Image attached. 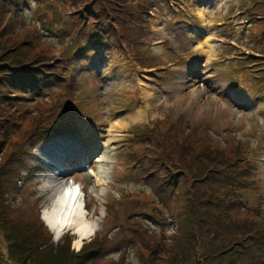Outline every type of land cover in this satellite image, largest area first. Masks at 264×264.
Segmentation results:
<instances>
[{
    "label": "rangeland",
    "instance_id": "rangeland-1",
    "mask_svg": "<svg viewBox=\"0 0 264 264\" xmlns=\"http://www.w3.org/2000/svg\"><path fill=\"white\" fill-rule=\"evenodd\" d=\"M86 1L77 2L87 5ZM257 1L152 0L142 15L143 45L137 51L130 47L133 56L145 58L138 63L132 56L126 59L131 54L118 59L106 48L84 58L83 63L78 60L92 50L86 53L84 49L71 57L74 50L68 47V37L57 31L63 26L57 25L67 20L70 10H76L72 1L65 5L60 0H29L20 6L12 27L7 31L0 28V62L19 66L23 73L18 74L20 79L27 78V70L38 67L36 71L44 79L57 69L52 61L47 63L48 56L58 62L62 59L64 66L70 57L75 60L74 66L66 71L77 79L75 87L68 90L61 81L53 80L45 90L50 91L46 97L26 91L10 105L5 104L4 97L6 86L11 85L0 80V216L5 219L0 217L4 221L2 224L0 219V264H22L18 255L14 257L20 253L13 247L19 250L18 245L23 246L26 240L25 264L42 263L34 252L35 243L58 242L59 246L66 243L75 253H96L95 264H185L183 255L189 250L191 238L187 229L195 223L188 224L185 218L183 225L179 214L199 220L204 210L193 199L197 182H184V175L189 173V162L195 154H199V161L206 160L201 152L204 149H213V153L219 150L223 158H228L221 161L225 160L230 176L219 188L229 183L232 189L234 172L240 171V166L246 170L253 166L250 186H242L238 195H228L229 212L242 223L248 210L256 208L260 222L248 216L247 223L256 229L264 224V91L257 82L262 80L261 62L252 58H261L264 53V43L256 42L260 30L264 33V23L257 21L263 12ZM19 18L31 31L17 25ZM40 20L52 27L53 33L41 29ZM28 31L35 33L34 41H38L32 48L25 40L30 39ZM196 34L210 40L211 53L208 48L197 50ZM63 105L68 110L59 119L56 112ZM120 121L122 129L112 130L111 125ZM41 122L40 126L52 127L54 122L58 126L56 130L43 127L42 135L35 133L27 139ZM65 127L73 131H63ZM147 131L151 134L144 135ZM62 141L72 144L76 151L67 164L60 162L63 180L66 183L71 177L79 185L86 216L97 223V231L80 248L74 247L77 234L70 230L53 243L52 234L40 219L41 202L50 199L61 185L60 173L41 158L49 154V146L54 148ZM239 142L250 148L244 149L247 156L241 159L242 165L234 156ZM107 146V170L101 176L99 159ZM183 150L187 152L183 154ZM23 152L27 164H17L13 170L11 160L19 159ZM171 153H175L174 160L168 157ZM34 164L41 171H36ZM10 171L22 178L8 197ZM167 171L179 180L175 190L166 186ZM239 194L242 199L243 195L248 197L243 206L232 199L242 200ZM156 208L159 215L153 214ZM216 231L207 240L203 235L198 248L204 249L190 257V264H215L213 247L219 244L229 248L217 238L220 231ZM236 238H241V232ZM90 241L100 247L94 249ZM168 244L169 250L164 251ZM261 259L264 264V257Z\"/></svg>",
    "mask_w": 264,
    "mask_h": 264
},
{
    "label": "trees",
    "instance_id": "trees-1",
    "mask_svg": "<svg viewBox=\"0 0 264 264\" xmlns=\"http://www.w3.org/2000/svg\"><path fill=\"white\" fill-rule=\"evenodd\" d=\"M29 0H0V28H4L5 31H7L16 19H14V15L19 13L20 6H23L28 3ZM38 1V0H37ZM61 3H64L65 5H71V1L75 4L76 10L74 11L70 10V13L68 14L67 20L62 23L60 22L59 25H62L63 28L60 26L58 28V32L62 33L64 36L68 37V47L74 50V52L71 54V57L73 55H77L78 53H82L84 49H87L86 53L87 55L83 56L78 62L83 63L84 58H90L91 55L94 54V52L101 50L102 48L108 49L109 53H114L115 56L123 57L125 54H131L132 49L134 51H137L138 48L142 47V43H140L141 40V33L143 32V25L145 21L142 18V15L146 13L147 9L151 6L152 0H87V5H78V0H60ZM255 4H257L259 9H262L263 12L259 15V18L257 21L261 20L264 23V0H259ZM73 7V5H72ZM85 7V9L83 8ZM51 8V7H50ZM74 8V7H73ZM8 9L10 11H8ZM80 9V11H78ZM10 14V18H8ZM43 14V13H42ZM75 15L76 18H72V16ZM17 20V25L21 28H26L29 31H31L32 28H29L25 26L24 21L19 18ZM36 20V16L34 14L33 21ZM3 22V24H2ZM41 22V20H40ZM59 23V22H58ZM41 29L48 33H53L52 27L51 29L48 26H45L43 22H41ZM261 28H264V25H262ZM29 38L25 37L26 43L29 47H33L35 43L38 44V41H34V34L29 33ZM36 31V30H32ZM264 32V31H262ZM25 33L24 36L27 34ZM36 34H40L39 30H37ZM141 35V36H140ZM257 43H264V33H260L258 37H256ZM67 40V39H66ZM32 42V43H31ZM130 47L132 49H130ZM261 50V49H259ZM133 51V52H134ZM108 53V52H107ZM136 61L138 63V60L141 59L140 56H133L132 54L129 56H126V59ZM49 59H47V63L51 64V61L53 64H56L54 71L50 72V74L47 78L42 79V74H38L36 70H39L38 67H34L30 70H27V78L20 79L18 74L21 73V68L19 66H16L15 63H12L11 65L7 64L6 62H0V71H4L2 77L0 80L4 82V84H10L11 88L6 86L7 88V95L4 97L5 104L10 105L12 102H14L17 95L21 93H41L42 97H46L49 92L45 93V90L49 88L50 83L53 82V80L61 81V86H66V90L74 88L75 87V77H72L70 73L66 71V68L68 70H71L74 66L73 62H75L72 58H67L66 61L68 64L65 66L63 64L62 59L57 58H51L48 56ZM252 58L256 61H260V65H262L259 69V71H262V80L257 81L258 85L262 88L264 91V53L263 57L259 58L256 56H252ZM153 64V63H150ZM5 66V67H3ZM8 66V67H7ZM26 68V67H25ZM63 68V71L60 73L61 69ZM10 70H12L10 72ZM9 95H15L10 97ZM67 107L65 105L62 106L61 109H59L56 114L63 117L67 111ZM54 120V119H53ZM42 122L39 125H36L34 131L29 135L27 139H32L36 134L40 133L42 135V131L45 130V128H55L57 129V124L54 122L53 126H40ZM45 127V128H43ZM46 129V130H47ZM144 129H147L146 127ZM73 131V129L70 128H64L63 131ZM78 130V128H77ZM62 131V132H63ZM154 131V130H150ZM150 131H147L144 135L151 134ZM46 137V136H45ZM48 137V136H47ZM27 143V142H26ZM34 143L32 142L31 148H34ZM180 146V145H179ZM185 146V145H184ZM27 149V148H25ZM244 149H247V151L250 150V148H244L242 143L239 142L234 147V156L239 159L240 165L243 164V161L241 159L245 158L247 156V153ZM28 150V154L29 149ZM213 149H204L201 152H204V154L207 156L206 160L199 161L200 156L199 154H195L189 162L191 165V169L187 170L189 173H185L184 175V182H188L191 180V184L193 181L197 182L196 187L194 188L195 191H193V199H195L197 204H201L200 206L203 207L202 210H204L203 217L199 213V220L191 219L190 216H186L185 213L179 214V218L181 219L183 225L185 218L188 221V224H190L192 221L195 223V225L187 229V234L191 237L189 239V250L188 252L183 255V263L190 264L189 260L190 257L193 255H197V250L199 249L202 251L204 248H198L199 245L202 244L203 241V235L204 240L209 237L211 233L216 231L215 233L220 231L219 234H217V238H222L227 245H229V248H222L219 244L218 246L213 247L215 248V252H213L211 255H215V264H254V260H257L258 264H261L262 257H264V224L260 223L258 226H260L257 229L254 227L249 226L247 223L248 216H254L259 222L261 219V216L259 213L257 214L254 209H249V214L247 215L246 221H243L242 223L239 222L237 219H233L230 214V202L228 200V195H238L240 191L242 190V186L249 187L250 183L253 181L252 177V171L253 166L250 165V170L244 169L242 166L241 170H236L234 172L236 181L232 182L231 187L229 186V183L223 184L220 188L218 187L223 179H226L230 176L228 173V167L225 165V160L221 161L223 158L219 150H216L213 153ZM187 151L183 150L182 153L185 154ZM212 152V153H209ZM24 152L21 153V157L19 159H12L11 168L14 170L15 165L19 164L22 165L23 163L27 164L26 160L22 159V156L24 157ZM170 157L169 159L174 160L175 153H171V155H168ZM185 157V156H183ZM221 164L223 167L221 168ZM36 171H41V168H39L38 165L32 166ZM11 177L8 179V193L7 196H11L14 192V186L16 182L21 179L22 177H17L14 172H11ZM167 175L171 178H167L166 182L168 187L175 190L179 184V180L177 179V176L173 173L166 172ZM199 174V175H198ZM190 176L191 178H189ZM224 176V178H223ZM188 177V179H187ZM233 177V174H232ZM17 179V180H16ZM195 185V184H194ZM219 191V194L217 193ZM223 193H222V192ZM225 193V194H224ZM234 197V196H233ZM244 199L241 198L240 194L238 198H241L242 200L234 199L232 198L235 203H237L240 206H243L245 204L244 202L248 201V197L246 195L244 196ZM232 200V201H233ZM242 201V202H241ZM247 209V207H246ZM155 212L154 215H159V209H154ZM3 218V216H0ZM0 218V219H1ZM4 219V218H3ZM2 220V224H4V221ZM253 221V220H252ZM137 224L139 222H136ZM251 225H255L254 223ZM183 229L180 228V231ZM203 230V231H202ZM144 230H142L143 232ZM183 231V230H182ZM241 232V238H236V233ZM249 232V233H248ZM203 233V234H202ZM137 238H139L138 233H134ZM9 236V234H7ZM196 236V238H195ZM217 239V241H219ZM207 240V239H206ZM135 241V237L131 238V242ZM25 242V241H24ZM93 241H90L91 244ZM28 243L29 241L26 240L25 243H23V246L18 245V249L14 246V250L17 251L20 254L14 255L17 259V255L19 256V262L22 264H25L26 261L24 260V251L28 249ZM88 243V244H89ZM66 244V243H65ZM60 245L59 242L57 244H51V243H35L34 245V252L36 255L41 257V264H95L96 263V253L87 252L85 255H82L80 253L73 252L69 245L65 246ZM122 244V243H121ZM231 244V245H230ZM93 248L100 247L99 243H92L91 244ZM170 248V245L168 244L167 247H165L164 251H168ZM86 252V251H85ZM83 252V254L85 253ZM257 253V254H255ZM207 255V254H203ZM241 255V260H239V256ZM232 263H228L229 261ZM48 261V262H47ZM94 261V262H93ZM19 264V263H18Z\"/></svg>",
    "mask_w": 264,
    "mask_h": 264
},
{
    "label": "clouds",
    "instance_id": "clouds-1",
    "mask_svg": "<svg viewBox=\"0 0 264 264\" xmlns=\"http://www.w3.org/2000/svg\"><path fill=\"white\" fill-rule=\"evenodd\" d=\"M46 202H41L40 219L52 234L53 243L63 236L66 230L80 234L88 225L78 215L79 185L69 177Z\"/></svg>",
    "mask_w": 264,
    "mask_h": 264
},
{
    "label": "bare ground",
    "instance_id": "bare-ground-1",
    "mask_svg": "<svg viewBox=\"0 0 264 264\" xmlns=\"http://www.w3.org/2000/svg\"><path fill=\"white\" fill-rule=\"evenodd\" d=\"M195 40H196V44H197V47H196L197 50H200L202 48H208L209 49L208 53H211V50H210L211 43H210V40L207 37H205V36H203L201 34H196L195 35ZM122 126H123L122 121H120L119 123L112 124L111 125V129L114 130V129L118 128V129L121 130ZM110 140L112 141L113 139H110ZM110 140L108 142H110ZM109 149H110L109 146H107L105 155H103L99 159L100 165L98 166V173L101 176H104V174L106 173V170H107L106 164L104 162L107 160L106 154L108 153ZM46 151H48V153H49L46 158L48 160H51V158H53L52 162H54L57 166H59V167L56 168V170H57V173H60L59 174V177H60L59 181H60V184H61L60 187H62L63 184L61 182L62 181L64 182V180H63V172L64 171L61 168L62 164H60V162L67 164L66 162L68 160L72 159V157L76 154V151H74V148L72 147V144H70L68 142H65V141H62V142L54 145V148H53L52 151H51V146H49V148ZM62 152H64V155L61 154ZM51 154H52V156H51ZM61 159H63V160H61ZM91 171H94L93 167L91 168ZM78 205L79 206H78L76 211H77L79 217L85 223H87L90 226L87 227L80 234H77V239L73 243L74 247H76V248H80L82 246V244H83V241L86 238H89L91 235H94V233L97 231V228H96L97 227L96 226L97 223L88 220V217L86 216V213H85L86 211H85V208H84L85 204H84V202H82V200H80V197L78 199ZM66 231H68V230H66Z\"/></svg>",
    "mask_w": 264,
    "mask_h": 264
}]
</instances>
